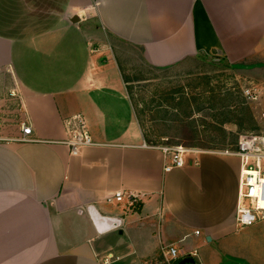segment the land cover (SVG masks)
I'll list each match as a JSON object with an SVG mask.
<instances>
[{"label": "crops", "instance_id": "1", "mask_svg": "<svg viewBox=\"0 0 264 264\" xmlns=\"http://www.w3.org/2000/svg\"><path fill=\"white\" fill-rule=\"evenodd\" d=\"M118 44L157 69L220 59L264 99V0H0V99L17 93L2 130L14 140L0 142V264H144L164 245L179 263L264 264V221L236 225L239 159L165 172ZM78 113L97 145L71 156L63 121ZM21 121L35 141H17ZM120 190L142 200L106 202Z\"/></svg>", "mask_w": 264, "mask_h": 264}, {"label": "rangeland", "instance_id": "2", "mask_svg": "<svg viewBox=\"0 0 264 264\" xmlns=\"http://www.w3.org/2000/svg\"><path fill=\"white\" fill-rule=\"evenodd\" d=\"M117 48L151 143L224 149L242 134L264 130L259 117L263 96L259 103L245 98L244 91L256 84L240 75L235 65L212 58L196 60L191 67L158 70L146 66L136 49L123 44Z\"/></svg>", "mask_w": 264, "mask_h": 264}, {"label": "built area", "instance_id": "3", "mask_svg": "<svg viewBox=\"0 0 264 264\" xmlns=\"http://www.w3.org/2000/svg\"><path fill=\"white\" fill-rule=\"evenodd\" d=\"M263 88L252 86L244 91L245 98L251 103H259ZM17 97L15 91L9 92V98L0 99V142L12 141L2 135L6 125L4 113L8 107L7 102ZM260 119L264 122V109L260 113ZM66 140L63 142L71 156H78L85 148L97 145L94 141L87 120L83 114H75L63 121ZM21 137L18 142H33V130L27 121L20 122ZM144 147H148L144 144ZM158 148L163 153L164 171L183 168L189 158L194 159V164L199 165L200 157L204 154L236 157L240 161V176L238 187V200L236 207V225L239 229L251 227L264 221V130L260 133H246L239 136L238 141L231 147L224 149H202L199 147L167 146ZM142 200L140 193L117 191L111 197L106 198L109 204H122L127 209L134 208ZM92 210V209H91ZM103 220L113 221L119 226V220L100 216ZM199 234V232H196ZM195 254V252H194ZM113 258L107 255L103 262L108 264ZM179 251L173 245L161 247V257L157 261H147L144 264H179Z\"/></svg>", "mask_w": 264, "mask_h": 264}, {"label": "trees", "instance_id": "4", "mask_svg": "<svg viewBox=\"0 0 264 264\" xmlns=\"http://www.w3.org/2000/svg\"><path fill=\"white\" fill-rule=\"evenodd\" d=\"M151 68H152V67H151ZM156 69H157V68H156ZM162 69L165 70V69H168V68H161V69H158V70H162ZM123 78H124V80H125V83L128 84V81L126 80L124 74H123ZM127 91H128L129 97H130V99H131V101H132V104H133V107H134V109H135V112H136L137 118H138V120H139V123H140V125H141V128H142V130H143L144 136H145V138L147 139V136H146V134H145V132H144V129H143V126H142L141 119H140V117H139V113H138V110H137V104H136L135 100L133 99L132 92H130V89H129V86H128V85H127ZM186 102H187V101H186ZM171 104H172V103H171ZM187 104H189V103L187 102ZM174 106H176V105H174ZM189 106H190V104H189ZM174 108H175V107H174ZM147 141H148L147 143H151L150 140L147 139ZM193 147H196V145L193 146ZM200 148H202V147H200ZM204 149H207V147H205Z\"/></svg>", "mask_w": 264, "mask_h": 264}, {"label": "water", "instance_id": "5", "mask_svg": "<svg viewBox=\"0 0 264 264\" xmlns=\"http://www.w3.org/2000/svg\"><path fill=\"white\" fill-rule=\"evenodd\" d=\"M103 221H104V220H103ZM105 222H106V224H108V225H112V226L117 225V224L114 223L113 221L105 220ZM179 264H193V260H191V259L183 260V261H181Z\"/></svg>", "mask_w": 264, "mask_h": 264}]
</instances>
